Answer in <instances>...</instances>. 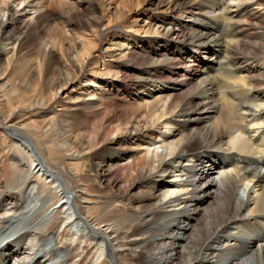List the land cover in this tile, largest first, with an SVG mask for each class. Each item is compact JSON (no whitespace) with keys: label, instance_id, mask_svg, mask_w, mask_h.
I'll use <instances>...</instances> for the list:
<instances>
[{"label":"bare ground","instance_id":"1","mask_svg":"<svg viewBox=\"0 0 264 264\" xmlns=\"http://www.w3.org/2000/svg\"><path fill=\"white\" fill-rule=\"evenodd\" d=\"M103 1L52 0L58 16L50 3L26 22L0 0V44L39 59L32 79L0 53V165L10 156L13 171L0 262L80 264L64 251L88 239L106 264H264V0H122L105 34ZM55 20L83 38L74 50L49 33ZM88 32L131 34L103 50ZM105 57L120 79L82 97ZM33 176L58 191L57 218Z\"/></svg>","mask_w":264,"mask_h":264},{"label":"rangeland","instance_id":"2","mask_svg":"<svg viewBox=\"0 0 264 264\" xmlns=\"http://www.w3.org/2000/svg\"><path fill=\"white\" fill-rule=\"evenodd\" d=\"M5 1H7L9 4H10V6H16L17 4L19 5L18 7H17V10H25V12H22L20 15L23 17V19L26 21V22H28V21H31L37 14H36V11H41V10H45L46 9V7L47 6H49L50 5V3L52 4L53 2H52V0H27V2L25 3V4H22V5H20L19 4V1H17V2H13V0H5ZM68 2H72V1H74V0H67ZM76 1V0H75ZM122 0H104L103 1V5H102V8H103V10H105V11H108L107 12V18H105L104 20H103V24H102V26H101V28H100V31L102 32V33H104L105 34V32H107L108 31V29H109V26H108V24H109V20H108V17H110V16H112V13L114 12V10H115V8H117V6H119L120 5V2H121ZM56 2V1H55ZM106 5V6H105ZM254 8H256V9H259L258 7H254ZM67 10H68V8H67ZM48 11H50V12H52V13H54V15L55 16H58L61 12H60V10H59V8H58V6L56 5V3H53V7H48ZM138 15V12H133L128 18V22H130V21H132L133 20V18L135 17V16H137ZM149 15V14H148ZM147 16V15H146ZM193 15H191V14H189L188 12H185L183 15H182V17L180 18V20H181V22H182V24L184 25V24H189L190 22L188 21V20H190V18L192 17ZM150 17V16H149ZM156 17V18H155ZM152 18H154V19H152ZM152 18L150 17V18H148L147 19V22H155V23H157L158 24V22H157V19H158V15H156V13H152ZM160 18V17H159ZM193 19H195V16H193L192 17ZM191 18V19H192ZM156 19V20H155ZM162 20H163V17H162ZM146 21V20H145ZM154 22H153V24H154ZM124 30H126L127 32L128 31H130L129 29H127V28H124ZM101 32H96V33H93V34H91V33H87L86 35H87V37L89 38V39H94V38H97L98 40H100L101 42H103V50H105L108 46H109V44H107V43H110V41L112 42V40L113 41H120V42H125L126 41V36L128 37V35H130L131 33H128L126 36H125V32H116V34H114L115 35V37L117 38V39H115L114 40V37L112 38V34H110V35H101ZM50 34H54V36L56 35V36H65V38H66V41L68 40L69 42L67 43L66 41L65 42H63V47L64 48H69V46L71 47V44H72V48H73V50H74V47H75V42L77 43V45H80L81 44V42L83 41V38L82 39H76L75 40V37L68 31V27L64 24V23H62L61 21H59V20H55L54 22H52L51 23V27H50V32H49ZM62 34V35H61ZM132 34H135V35H139V36H148V37H152V35H150V34H143L142 32L140 33V34H138L137 32H132ZM108 36V37H107ZM118 36V37H117ZM64 38V39H65ZM125 40V41H124ZM70 41L72 42V43H70ZM127 42V41H126ZM112 47V46H111ZM124 46H122V45H120V47H118V49H116V50H119V49H121V48H123ZM130 47H132V45L130 46ZM58 48H60V46L58 47V46H55V47H53V52H55L56 53V58L57 59H60L61 57V55H60V53H59V51H58ZM192 48V47H191ZM46 49V48H45ZM44 49V50H45ZM135 49H137V50H139V48L137 47V46H135ZM36 50H37V48H36ZM47 50V49H46ZM0 53H2V55L4 56V59L6 60V61H10V59L11 60H13V63H12V68H16V64H17V66H18V70L17 71H20V70H22V71H24L23 73L24 74H29V72H28V70H32V71H30V73H32V75L34 76V78H32V79H35V72H36V70L38 71V69L37 68H39L38 67V65H39V59L38 58H36V57H34V56H30V54L27 52V51H23L21 54H19V55H16V54H14L13 55V46H11L9 43H4V44H0ZM69 54L71 55V57H73L74 58V56H73V54H72V52L71 51H69ZM13 58V59H12ZM109 59H111V58H104V59H102L101 60V62L99 63V69H100V72H101V74L102 75H98V78L96 79V80H94L95 82H97V86H95V83H88V85H86V87L87 88H91V87H97V88H94V89H90V90H88L87 92L85 91V89H83V91L85 92L84 93V95H82V97H84V98H86L87 99V96L89 95V93H92L94 90H96V91H99L101 88H100V86H103V82H111L112 80L114 81V82H118V79H120V77H116V76H114L115 75V71H111V73L112 74H110L109 72H110V68L109 67H111V66H113V70H116L117 71V69H116V62H115V60L113 61V62H111L112 60H109ZM62 64H63V61L61 60L60 61ZM92 62H94V61H92ZM262 64V66L264 67V65H263V63H261ZM261 66V67H262ZM93 67V66H92ZM91 67V68H92ZM14 71H16V69H14ZM87 73V75H91L92 73H93V71H87L86 72ZM108 74V75H107ZM12 75V74H11ZM30 77V76H29ZM77 81V80H76ZM33 84H34V82H33ZM74 85L75 84H70L68 87H67V89L66 90H62V91H60L59 93H58V99H63V98H65V96H66V94L68 93V92H71L72 91V89H73V87H74ZM76 89V88H75ZM77 89H79V91L80 92H82V90H81V87H77ZM153 91L155 90V87H152L151 88ZM158 89V88H157ZM83 94V93H82ZM59 110H60V107L58 106L57 107V105H53V107H52V109H50L49 111L50 112H59ZM58 115H60V117L62 116V118L65 116V114L64 113H59ZM66 115H68V113L66 114ZM69 115H71V116H73V114H69ZM74 118V120L73 121H76L77 122V120H76V117L74 116L73 117ZM175 130V129H174ZM163 132H165V129L164 130H162ZM167 131V130H166ZM158 138H159V136L157 137V140H158ZM69 139H71L72 141L74 140V138L72 137V138H69ZM152 150H154V148L152 147L151 148ZM137 150H138V152H142V151H144V147H140V148H137ZM94 155H92V156H90V157H87V167H86V173H85V180L86 181H88L87 182V184H91V182H89V179H90V172H89V168H90V166H91V163L93 164V162L95 161V156L93 157ZM6 157H8V158H6ZM5 158H4V164H3V166L2 165H0V180L2 181V183L3 184H8L9 183V181L11 180V178H12V176H13V171H12V169L10 168V166H9V159H10V156H6ZM8 159V160H7ZM201 170H203V168L201 169ZM206 171V169H205V167H204V172ZM201 172V171H200ZM218 173V172H217ZM214 177H216V175H214ZM88 179V180H87ZM30 181H32V182H34V183H37V184H33V186H35V187H38V195H39V197L42 199V200H45V203H47V202H49L48 203V206L46 207L47 208V210L49 211L50 210V213L52 212V215H51V217L52 218H57L58 216V208L60 207V204L58 205V202L60 201L59 199H60V196H59V194H58V191L55 189V187H54V185H50V183H45L44 182V180L43 179H41V178H39V177H37V176H33L31 179H30ZM241 195H242V193H240ZM57 197V198H56ZM57 204V205H56ZM54 211V212H53ZM57 216V217H56ZM58 221H59V219H58ZM54 225V222H53V220H52V223L50 222L49 223V225L47 226L48 228L46 229V231H47V233H52L53 231L54 232H56V231H58L59 229H57L56 227H55V225ZM51 228V229H50ZM56 230V231H55ZM62 231V230H61ZM67 232H65V234H66ZM243 235V237H247L248 236V234H247V232L246 231H244L243 233H242ZM51 238V241L49 242L50 244H51V246H53L54 245V240H53V238L52 237H50ZM83 245V246H82ZM88 246L86 249H84L83 247L84 246ZM90 245V246H89ZM90 247V248H89ZM258 247V246H257ZM256 247V248H257ZM88 249V250H87ZM67 252V253H66ZM80 252V253H79ZM82 252V253H81ZM64 253H66V254H64V255H69V256H71V255H73V256H77L76 258H75V262H77V263H80V264H82L83 262V264H106V261H104L103 263H99V262H97L98 261V255H95V250L93 249V245L90 243V241L87 239V242L86 243H83V244H81L80 246H79V248L76 250V251H73L72 249L71 250H67V251H64ZM79 255H78V254ZM91 253V254H90ZM94 254V255H93ZM80 258V260L79 261H81V262H79L78 261V259ZM85 257V258H84ZM97 257V258H96ZM83 258V259H82ZM86 259V260H85ZM104 258H102L101 260H103ZM97 260V261H96ZM87 262V263H86Z\"/></svg>","mask_w":264,"mask_h":264}]
</instances>
